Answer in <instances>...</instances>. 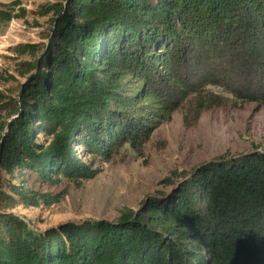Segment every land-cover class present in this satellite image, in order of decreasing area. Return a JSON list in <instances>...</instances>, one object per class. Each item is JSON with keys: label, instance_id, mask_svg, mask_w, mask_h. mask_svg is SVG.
<instances>
[{"label": "trees", "instance_id": "1", "mask_svg": "<svg viewBox=\"0 0 264 264\" xmlns=\"http://www.w3.org/2000/svg\"><path fill=\"white\" fill-rule=\"evenodd\" d=\"M49 13L47 42L15 49L35 58L16 97L0 89V264H264V148L173 173L170 193L114 221L38 231L12 212L62 200L31 180L79 186L99 175L95 160L125 145L141 155L190 96L192 125L223 101L202 96L208 85L264 106V0H60ZM214 60L232 69L205 73Z\"/></svg>", "mask_w": 264, "mask_h": 264}, {"label": "rangeland", "instance_id": "2", "mask_svg": "<svg viewBox=\"0 0 264 264\" xmlns=\"http://www.w3.org/2000/svg\"><path fill=\"white\" fill-rule=\"evenodd\" d=\"M59 1L0 0V11L13 17L10 21L0 19V75L14 78L0 83V89L12 97H16L19 85L25 82L20 76L21 64L35 60L15 49L27 43L47 42L53 15H40L41 7ZM224 68L232 69L227 63L214 60L211 66L205 65L204 71L216 74ZM205 89L202 96H221L223 101L204 109L192 125L187 127L184 122L186 112L196 102L190 96L168 122L153 132L141 155L125 145L110 161L95 160L99 175L79 186L65 180L55 186L31 180L30 185L39 193L64 192L62 200L51 206L41 202L37 208L18 207L12 212L25 217L38 231L85 220L114 221L123 208L137 210L147 196L170 193L174 186L167 182L178 181L173 173L183 177L210 160L264 148V106L240 101L218 86L208 85ZM50 141L51 137L41 138L42 147ZM73 149L79 159L90 162L91 158L81 148L73 146Z\"/></svg>", "mask_w": 264, "mask_h": 264}, {"label": "water", "instance_id": "3", "mask_svg": "<svg viewBox=\"0 0 264 264\" xmlns=\"http://www.w3.org/2000/svg\"><path fill=\"white\" fill-rule=\"evenodd\" d=\"M24 83H25V82H24ZM24 83H22V85H23ZM7 127H8V123H7L6 127H5V131H7ZM5 131H4V132H5ZM4 132H3V134H4ZM3 134H2V135H3ZM147 198H148V197H146L145 200H147Z\"/></svg>", "mask_w": 264, "mask_h": 264}]
</instances>
